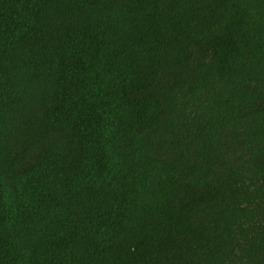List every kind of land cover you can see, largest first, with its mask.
Returning <instances> with one entry per match:
<instances>
[{
    "label": "trees",
    "instance_id": "trees-1",
    "mask_svg": "<svg viewBox=\"0 0 264 264\" xmlns=\"http://www.w3.org/2000/svg\"><path fill=\"white\" fill-rule=\"evenodd\" d=\"M0 264H264V0H0Z\"/></svg>",
    "mask_w": 264,
    "mask_h": 264
}]
</instances>
